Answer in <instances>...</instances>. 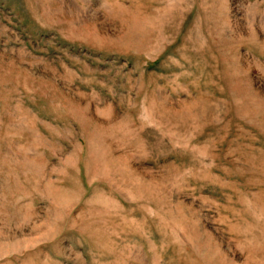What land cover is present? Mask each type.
I'll use <instances>...</instances> for the list:
<instances>
[{
  "label": "rangeland",
  "instance_id": "rangeland-1",
  "mask_svg": "<svg viewBox=\"0 0 264 264\" xmlns=\"http://www.w3.org/2000/svg\"><path fill=\"white\" fill-rule=\"evenodd\" d=\"M0 264H264V0H0Z\"/></svg>",
  "mask_w": 264,
  "mask_h": 264
}]
</instances>
